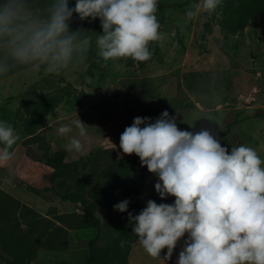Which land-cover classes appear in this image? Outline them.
<instances>
[{
  "label": "rangeland",
  "instance_id": "1",
  "mask_svg": "<svg viewBox=\"0 0 264 264\" xmlns=\"http://www.w3.org/2000/svg\"><path fill=\"white\" fill-rule=\"evenodd\" d=\"M39 0H30L37 15H44ZM71 8L75 0H69ZM198 0H158L156 13L160 31L159 42H152L150 60L134 62L120 60L121 66L109 61L107 65L98 57L95 37L102 34L99 19L88 18L74 24L72 31L83 29L90 37L87 59L75 69L59 74L34 72L25 67L0 78V121L10 123L20 140L13 146V158L0 162V193L18 200L45 218L55 198L56 185L49 181L51 170L35 159V146H27L29 138L25 127L26 110L38 97H56L54 110L41 120L40 133L53 149L66 145L78 131L60 136L57 129L74 119L88 125L87 136L101 140V147L114 149L118 158L120 135L135 117H148L154 122L167 110L176 116L180 130L197 132L208 129L216 135L222 146L245 144L253 147L264 160V19H259L240 34L225 35L219 25L221 13L209 21L203 10L186 22L185 11ZM226 6V0H221ZM217 10V9H216ZM75 97H81L76 107ZM28 99V100H29ZM32 102V103H33ZM212 116V123L204 118ZM189 125H194L189 127ZM228 125H231L226 132ZM223 138H220L222 133ZM114 144L116 147L110 143ZM83 173L82 171L79 174ZM91 187L98 182L94 175L84 174ZM156 183L158 178L154 175ZM174 197L155 202L172 204ZM88 200H92L88 198ZM80 210H77L79 213ZM103 224L96 233L90 229H69V240L64 251L40 249L35 262L55 264L66 261L82 264L89 255V243L105 248L117 235L118 224L108 218L105 204L98 211ZM187 234L180 241L187 240ZM167 249L160 258L149 256L134 242L128 253L127 264H162ZM10 256L0 247V264H9Z\"/></svg>",
  "mask_w": 264,
  "mask_h": 264
},
{
  "label": "clouds",
  "instance_id": "2",
  "mask_svg": "<svg viewBox=\"0 0 264 264\" xmlns=\"http://www.w3.org/2000/svg\"><path fill=\"white\" fill-rule=\"evenodd\" d=\"M220 4L198 0L185 11L186 22ZM157 11L158 0H75L74 8L69 0H52L46 13L37 15L30 0H0V76L21 66L59 74L82 64L90 37L83 29L70 31L74 13L82 21L100 20L95 46L105 65L148 61L150 44L164 36ZM204 119L219 126L212 116ZM73 126L78 137H87L88 125L79 118L61 125L58 134L68 136ZM78 137L65 145L67 151L83 153ZM19 140L14 127L0 121V162L12 160ZM119 148L122 155L138 156L158 178L155 191L161 200L175 198L172 204L148 200L136 215L128 212V200L113 206L128 212L132 233L149 256L160 258L167 249V261L187 234L176 264H264V160L256 149L240 144L229 151L208 129L182 131L167 110L154 122L135 117L120 135Z\"/></svg>",
  "mask_w": 264,
  "mask_h": 264
},
{
  "label": "trees",
  "instance_id": "3",
  "mask_svg": "<svg viewBox=\"0 0 264 264\" xmlns=\"http://www.w3.org/2000/svg\"><path fill=\"white\" fill-rule=\"evenodd\" d=\"M51 2L52 0L38 1L43 14ZM69 7L71 8L70 3ZM216 9L207 16L205 29H210L209 21L216 18V11L222 12L218 20L225 35L240 34L252 23L264 19V0H226V6L221 3ZM78 21V17L73 14L69 22L70 31ZM22 68L25 67H16L0 78L12 75ZM29 95H26L30 104L25 118L29 136L26 144L29 147L35 146V159L51 170L49 181L56 185V196L51 200L48 213L51 218H45L6 193H0V247L11 257L8 263L40 264L35 262L40 249L64 251L69 240V229H90L97 233L103 224L98 211L105 204L108 218L118 224L117 235L111 245L105 248L90 242L89 255L82 264H127L130 247L138 239L132 233L133 225L129 223L128 212L139 214L148 200H156L154 174L141 166L140 159L135 154L118 158L114 149L102 148L101 140L96 137L77 136L85 145L83 153L69 152L65 145L53 149L44 134L40 133V124L55 109L59 100L54 96H43L33 102L28 98ZM75 104L76 107L81 106V97H75ZM230 126L228 125L226 132ZM80 171L83 173L79 174ZM86 172L94 175L98 182L104 183L98 194V184L91 187L84 181ZM124 200L129 201L128 212L114 211L113 206ZM183 246L184 242L178 241L172 257L162 264H176ZM55 264L75 263L61 261Z\"/></svg>",
  "mask_w": 264,
  "mask_h": 264
}]
</instances>
